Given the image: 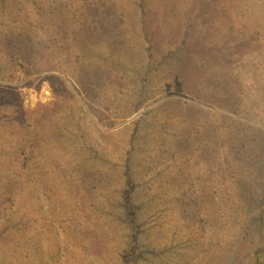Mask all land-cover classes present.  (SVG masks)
Masks as SVG:
<instances>
[{"label": "rangeland", "instance_id": "obj_1", "mask_svg": "<svg viewBox=\"0 0 264 264\" xmlns=\"http://www.w3.org/2000/svg\"><path fill=\"white\" fill-rule=\"evenodd\" d=\"M88 1L106 8L69 52L28 78L1 64L0 264H121L125 171L145 230L131 264H264V0ZM16 108L40 109L26 154L3 128ZM49 197L70 213L56 230Z\"/></svg>", "mask_w": 264, "mask_h": 264}, {"label": "trees", "instance_id": "obj_2", "mask_svg": "<svg viewBox=\"0 0 264 264\" xmlns=\"http://www.w3.org/2000/svg\"><path fill=\"white\" fill-rule=\"evenodd\" d=\"M69 1L72 0H0V77L3 72L1 64L6 63L11 71L21 72L25 78H28L36 73L35 67L37 68L38 61L42 60L45 54H50V51L69 52L71 41H73L72 35L76 30L74 28L79 19L81 22L93 20L101 13L102 7L104 10L106 8V5L93 8L89 1L85 0L84 5L79 6L75 13H71V2ZM186 36L189 39L191 34L187 33ZM170 54L173 55V53ZM54 71L57 70L54 69ZM86 86L90 94L93 95L92 97L96 98L94 82H89ZM14 111L18 113L16 116L21 115V119L4 118L3 128L10 132H12L11 130L27 132L30 135L25 136L29 140L28 143L18 146L21 154H26V148H30L32 137L39 131L33 121L38 120L40 109L27 112L16 108ZM23 165L24 167L28 166L27 160L23 161ZM124 177L125 181L118 204L121 210L120 215H125L123 219L130 227V246L123 250L120 257L123 264H131L138 263L143 256L141 251H139L141 254H137L139 248L137 242H139L140 235L145 232L142 221L143 205L136 198L137 184L133 175L130 171H125ZM49 202L46 209L50 213L51 219H48L47 211L45 213L40 211V213L45 220L51 221L53 230L54 228L56 230L59 225L61 227L64 223L60 218H66L70 213L62 211L60 214L58 206H54V199L49 197ZM52 212L57 214L53 216ZM4 218V224L0 227V237L7 235L13 224L15 226L12 218L10 219L7 215ZM58 248L56 256L62 258L63 254L60 251L62 246L60 245ZM66 249L64 248V250Z\"/></svg>", "mask_w": 264, "mask_h": 264}]
</instances>
